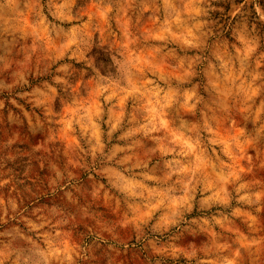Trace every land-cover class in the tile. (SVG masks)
I'll list each match as a JSON object with an SVG mask.
<instances>
[{
	"label": "rangeland",
	"instance_id": "374dc122",
	"mask_svg": "<svg viewBox=\"0 0 264 264\" xmlns=\"http://www.w3.org/2000/svg\"><path fill=\"white\" fill-rule=\"evenodd\" d=\"M0 264H264V0H0Z\"/></svg>",
	"mask_w": 264,
	"mask_h": 264
}]
</instances>
